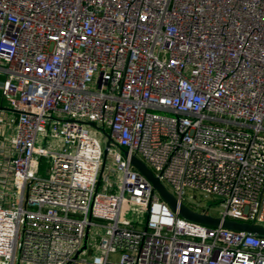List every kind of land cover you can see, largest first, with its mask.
<instances>
[{
  "label": "built area",
  "instance_id": "built-area-1",
  "mask_svg": "<svg viewBox=\"0 0 264 264\" xmlns=\"http://www.w3.org/2000/svg\"><path fill=\"white\" fill-rule=\"evenodd\" d=\"M0 95V264H264L121 150L264 226V0H0Z\"/></svg>",
  "mask_w": 264,
  "mask_h": 264
},
{
  "label": "water",
  "instance_id": "water-1",
  "mask_svg": "<svg viewBox=\"0 0 264 264\" xmlns=\"http://www.w3.org/2000/svg\"><path fill=\"white\" fill-rule=\"evenodd\" d=\"M0 108H4L0 106ZM109 141L106 144L104 150V163L108 154V147L111 144V137L108 135ZM125 157L130 158L131 164L151 183L154 190H156L161 198L168 203L173 211L179 213V215L185 218L189 222H195L206 226H222L224 228L233 229L237 231H244L248 233H253L264 237V226L254 224L252 222H240L238 220L221 218L210 214L207 210L200 211L192 208L190 205L181 201L176 197L160 180V178L155 175L153 170L136 155L129 153L128 150L121 148Z\"/></svg>",
  "mask_w": 264,
  "mask_h": 264
},
{
  "label": "rangeland",
  "instance_id": "rangeland-1",
  "mask_svg": "<svg viewBox=\"0 0 264 264\" xmlns=\"http://www.w3.org/2000/svg\"><path fill=\"white\" fill-rule=\"evenodd\" d=\"M1 95H0V101H1ZM196 201L200 204V207L198 209L204 208V210H208L210 214H218L219 212V204L218 201L215 200L213 197H203L200 194L197 193ZM185 202L188 205H192L191 202L185 200Z\"/></svg>",
  "mask_w": 264,
  "mask_h": 264
},
{
  "label": "crops",
  "instance_id": "crops-1",
  "mask_svg": "<svg viewBox=\"0 0 264 264\" xmlns=\"http://www.w3.org/2000/svg\"><path fill=\"white\" fill-rule=\"evenodd\" d=\"M2 100L0 101V104H1Z\"/></svg>",
  "mask_w": 264,
  "mask_h": 264
}]
</instances>
